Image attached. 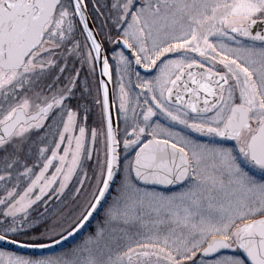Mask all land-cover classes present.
<instances>
[{"label": "rangeland", "instance_id": "obj_1", "mask_svg": "<svg viewBox=\"0 0 264 264\" xmlns=\"http://www.w3.org/2000/svg\"><path fill=\"white\" fill-rule=\"evenodd\" d=\"M86 3L91 4L90 0ZM92 3L104 18L103 24L97 11L89 8L100 36L126 40L149 37L170 41L188 36L194 24H238L264 17V0H92ZM79 27L84 31L80 32L85 48L82 60L89 62L92 69L88 67V75L92 77L94 46L72 0L59 1L55 14L44 26V41L25 60L27 71L35 63L48 66L49 62H56L51 57L47 61V52L58 46V36L67 40ZM62 31L65 33L61 34ZM71 46L78 47V42ZM27 71H12L7 76L0 71V123L17 106L26 112L36 109V98L30 91H24ZM58 81L56 78L55 82ZM15 83L19 88L8 91L9 84L15 87ZM46 100L40 99L39 104ZM73 124V115L68 116L55 145L40 148L37 170L29 167L19 179L14 175L7 178L10 188L6 190L4 185L0 192L3 234L52 242L73 229L92 206L106 176L109 154L102 142L93 156L72 154V149L82 144L79 134L72 135L74 131L70 137L66 136ZM35 126L36 123H31L18 127L0 146L21 139ZM201 149L198 146L190 157L192 171L188 182L173 190L137 186L128 164L123 162L108 199L78 241L42 256L0 247V264H246L238 252L206 259L199 255V250L211 237L235 243L244 226L264 214V168L247 166L227 145L215 143L213 148ZM39 207L45 216L34 214ZM41 223L50 228L47 233L36 230Z\"/></svg>", "mask_w": 264, "mask_h": 264}, {"label": "flooded vegetation", "instance_id": "obj_2", "mask_svg": "<svg viewBox=\"0 0 264 264\" xmlns=\"http://www.w3.org/2000/svg\"><path fill=\"white\" fill-rule=\"evenodd\" d=\"M93 9L104 21L98 8ZM263 18L238 24H194L188 36L170 41H166L168 38L126 40L120 37L127 48L115 42L119 36L101 37L99 34L104 59L100 64L94 50L92 77L88 75L89 62L82 60L85 48L80 41V30L74 36L70 33L67 40L58 36V46L47 52V61L51 57L56 58V62H49L48 66L35 63L29 71L24 62L18 69L26 70V77L35 84L36 89L31 92L36 98L35 110L46 102L53 103L48 115L33 121L36 128L32 127L31 131L39 130L47 121L51 125L52 119L58 118L62 120L63 130L66 118L73 115L74 124L66 136L70 137L74 131L72 135L79 134L82 144L71 153L93 156L102 142L109 154V127L100 75L101 67H107L118 158L116 177L124 162L128 164L133 183L143 186L134 181L131 166L138 150L149 140L167 142L188 157V173L179 187L189 180L190 157L198 146H202L203 151L204 147L213 148L215 143L227 145L247 166L264 168L248 158V141L264 121V38L248 36L243 30L251 21ZM44 34L43 30L42 42ZM76 41L78 47H72ZM87 48L91 50L88 44ZM61 52H65L63 61L59 60ZM71 53L79 58L73 87L66 84L63 90H54L56 78L61 77L59 73L71 64ZM18 70L0 69L4 76ZM49 74V82L42 91L46 95L42 97L39 80ZM42 98L47 100L39 104ZM229 119L234 137L222 138L215 131L221 130Z\"/></svg>", "mask_w": 264, "mask_h": 264}, {"label": "water", "instance_id": "obj_3", "mask_svg": "<svg viewBox=\"0 0 264 264\" xmlns=\"http://www.w3.org/2000/svg\"><path fill=\"white\" fill-rule=\"evenodd\" d=\"M59 1L32 0L31 3H27L26 0L0 1V69L16 70L23 66L26 57L41 43L44 25L53 15ZM72 2L101 64L104 53L99 36L86 11L84 0H72ZM243 30L248 36L264 38V18L251 21ZM115 42L127 48L120 37H117ZM100 75L109 127V161L106 176L95 201L81 221L59 239L45 244L31 245L0 234L1 248L29 255L57 252L74 243L88 230L108 199L117 174L118 158L107 67H101ZM52 106L53 103L49 101L30 113H26L22 107L15 108L11 117L0 124V141L9 138L19 125H26L40 116L48 115ZM231 126L229 119L221 130L215 132L222 138L230 139L234 137V132H230ZM248 158L253 163L264 166V121L248 141ZM187 173L186 154L167 142L155 140H149L138 150L131 166V174L135 182L163 190L178 187ZM236 251L246 264H264V215L253 218L238 234L236 243H229L221 237H212L199 250V255L210 259L220 253Z\"/></svg>", "mask_w": 264, "mask_h": 264}, {"label": "trees", "instance_id": "obj_4", "mask_svg": "<svg viewBox=\"0 0 264 264\" xmlns=\"http://www.w3.org/2000/svg\"><path fill=\"white\" fill-rule=\"evenodd\" d=\"M85 3L87 0H84ZM91 4L86 3L87 7H94V4L92 3V0H90ZM99 17V16H98ZM103 21V20H102ZM104 24V21H103ZM105 27V26H104ZM79 30L81 34H83V29L79 27ZM72 36L74 34L72 33ZM65 52H61L59 60L63 61V55ZM79 62V58L75 53H71V64L68 67H65L62 70V68L59 70L61 71L59 74L61 75L60 79L58 82H54V90L59 89L58 91L63 90V86L66 84H69L70 87H73V82L75 80V75L76 71L75 69L77 68V63ZM56 73H57V67H56ZM27 78V83L24 91H30L33 92L36 87L35 84L33 85L31 82L30 77ZM50 79V74L47 76H43L39 80V86L40 88L38 89L39 91H43V89L47 86L48 82ZM19 87L18 83H15V87H8V91L15 89ZM40 92V93H41ZM46 94L42 92V97L45 96ZM76 99V98H73ZM52 118V117H51ZM61 125H62V120L61 118L55 119L50 122L47 121L45 126L43 125L42 128L39 130L35 129L24 136L20 137L21 139H17L15 142L9 145H5L3 147L0 146V192L2 190V186L5 185L6 190L10 188V185L7 183V178L11 175H14L19 179L22 176V173L24 172L25 169L29 167H33L34 171L38 169L36 166V163L38 162V157L40 156V148L43 146H48L52 145L54 146L55 143L59 140L60 136V131H61ZM53 133L52 136L50 134ZM11 148V151L7 150V148ZM51 149L50 147H48ZM5 171V172H2ZM34 214H37L39 216H45L43 215V212L41 211V208L39 207ZM0 216H4V213L0 211ZM54 216V215H53ZM48 223V222H47ZM44 231L45 233L50 230V228H46L43 223L39 224V227H37V231L39 230ZM1 235L7 236L15 241L22 242V243H28V244H39L43 243L46 241L43 240H37V239H23L20 237H12L3 234L0 232ZM48 241V240H47Z\"/></svg>", "mask_w": 264, "mask_h": 264}]
</instances>
